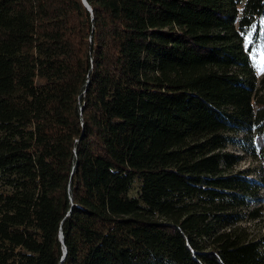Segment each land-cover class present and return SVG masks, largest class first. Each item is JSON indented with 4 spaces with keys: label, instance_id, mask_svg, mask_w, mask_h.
Masks as SVG:
<instances>
[{
    "label": "trees",
    "instance_id": "16d2710c",
    "mask_svg": "<svg viewBox=\"0 0 264 264\" xmlns=\"http://www.w3.org/2000/svg\"><path fill=\"white\" fill-rule=\"evenodd\" d=\"M87 1L0 0V264H264V0Z\"/></svg>",
    "mask_w": 264,
    "mask_h": 264
},
{
    "label": "rangeland",
    "instance_id": "374dc122",
    "mask_svg": "<svg viewBox=\"0 0 264 264\" xmlns=\"http://www.w3.org/2000/svg\"><path fill=\"white\" fill-rule=\"evenodd\" d=\"M243 4H241L242 7ZM251 35H249L250 37ZM254 58V63L256 66V73L258 78H262L264 76V47L260 46L256 49V51L254 52L253 55ZM231 151L237 152V153H242L244 155L243 160L239 163V165L237 166V169L240 168H245V167H250L253 170V174L254 176L256 175V172L259 171V169L261 168V164L262 161L260 158H254L253 156H250L249 154H244V152L241 150L240 147L238 146H230ZM140 183L137 182L136 183V190L138 191ZM261 225L259 227H262V229L264 230V221L263 222H259Z\"/></svg>",
    "mask_w": 264,
    "mask_h": 264
},
{
    "label": "water",
    "instance_id": "95a60500",
    "mask_svg": "<svg viewBox=\"0 0 264 264\" xmlns=\"http://www.w3.org/2000/svg\"><path fill=\"white\" fill-rule=\"evenodd\" d=\"M85 4L87 5V7L89 8L90 11H92V7L91 5L89 4V2L87 0H84ZM60 239L61 241L64 243V234L63 232L61 231V234H60ZM67 253V248L66 246H64V255Z\"/></svg>",
    "mask_w": 264,
    "mask_h": 264
}]
</instances>
